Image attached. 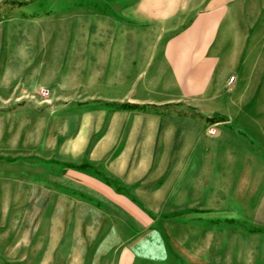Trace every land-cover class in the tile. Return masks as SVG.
<instances>
[{
    "label": "crops",
    "instance_id": "0c3cea01",
    "mask_svg": "<svg viewBox=\"0 0 264 264\" xmlns=\"http://www.w3.org/2000/svg\"><path fill=\"white\" fill-rule=\"evenodd\" d=\"M10 2L63 109L0 111V264H264V0Z\"/></svg>",
    "mask_w": 264,
    "mask_h": 264
},
{
    "label": "rangeland",
    "instance_id": "374dc122",
    "mask_svg": "<svg viewBox=\"0 0 264 264\" xmlns=\"http://www.w3.org/2000/svg\"><path fill=\"white\" fill-rule=\"evenodd\" d=\"M3 1L0 4V22L6 17L22 16L21 6L19 4L7 3L6 1H18V0H0ZM36 1V0H30ZM0 53V59L5 65H11L13 68L9 71L13 77H16L17 73L22 72L24 79L21 83L15 85L14 81L8 82V84L0 85V111L15 110V109H30L36 112H53V110L63 109L58 107L59 101L57 99V91L53 90L46 85L41 84V78H45V68H42L40 64L39 68H32L29 63L32 57L35 56L31 47L25 45L24 41L18 38L12 39L10 42V48ZM47 54L42 55V60L45 62ZM40 61V60H39ZM41 62V61H40ZM30 75H35L39 78V85L30 86L26 83V79ZM234 79V78H232ZM231 79V80H232ZM235 80V79H234ZM232 83V82H231ZM4 118H0V154L8 152V147L14 145L11 137H15L14 125L10 127L4 124ZM4 122V123H3ZM28 199H24L26 201ZM19 216L12 215H0V218ZM22 216H27L22 214ZM7 264V263H3ZM14 264V263H9Z\"/></svg>",
    "mask_w": 264,
    "mask_h": 264
},
{
    "label": "built area",
    "instance_id": "2783aa9c",
    "mask_svg": "<svg viewBox=\"0 0 264 264\" xmlns=\"http://www.w3.org/2000/svg\"><path fill=\"white\" fill-rule=\"evenodd\" d=\"M231 82L233 83L234 79H232ZM209 133L212 134V135H215L217 133V129L212 127V128H210Z\"/></svg>",
    "mask_w": 264,
    "mask_h": 264
}]
</instances>
